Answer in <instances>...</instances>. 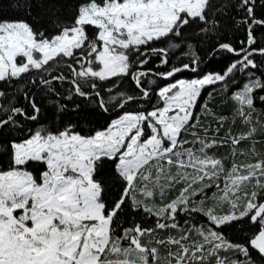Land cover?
Listing matches in <instances>:
<instances>
[{"label": "snow or ice", "instance_id": "1", "mask_svg": "<svg viewBox=\"0 0 264 264\" xmlns=\"http://www.w3.org/2000/svg\"><path fill=\"white\" fill-rule=\"evenodd\" d=\"M0 264H264V0H0Z\"/></svg>", "mask_w": 264, "mask_h": 264}]
</instances>
